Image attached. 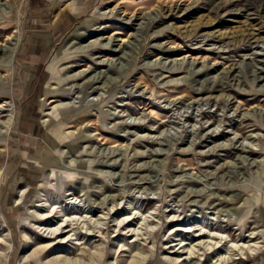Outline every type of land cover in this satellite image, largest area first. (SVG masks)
I'll return each mask as SVG.
<instances>
[{
    "label": "rangeland",
    "instance_id": "1",
    "mask_svg": "<svg viewBox=\"0 0 264 264\" xmlns=\"http://www.w3.org/2000/svg\"><path fill=\"white\" fill-rule=\"evenodd\" d=\"M2 237L0 264H264V0H0Z\"/></svg>",
    "mask_w": 264,
    "mask_h": 264
},
{
    "label": "bare ground",
    "instance_id": "2",
    "mask_svg": "<svg viewBox=\"0 0 264 264\" xmlns=\"http://www.w3.org/2000/svg\"><path fill=\"white\" fill-rule=\"evenodd\" d=\"M51 213L49 212V214L48 215H50ZM45 215V214H44ZM52 215V214H51ZM47 216V213H46V215H45V217ZM40 217H44V216H41L40 215ZM50 216H48L47 218H49ZM51 218V217H50ZM62 227V226H61ZM49 229V228H48ZM61 229V230H60ZM59 230L60 231H62L63 232V230H62V228H60ZM50 230V232H49V234H51V237L46 241L47 243L44 245V248H43V250H44V252H46V253H50V252H52L54 249H56L58 246H59V244L62 242V241H65L64 239L62 240V241H60V242H56V241H58L57 240V236L58 235H61V233L62 232H60L59 230H58V228L57 229H49ZM44 232V231H43ZM47 232H48V230H47ZM43 234V233H42ZM47 234V233H46ZM52 235H55L54 237H52ZM202 235V234H201ZM49 236V235H48ZM208 237H210V236H208ZM252 237V236H251ZM1 239H3V237L2 238H0V240ZM26 239V238H25ZM7 240V239H6ZM5 240V241H6ZM26 243V242H25ZM256 243H258V242H256ZM27 244H28V242L26 243V246H27ZM32 244V243H31ZM209 244V243H208ZM210 244H212V246H214L215 244L217 245L218 243L216 242V243H214V245H213V243L212 242H210ZM209 244V245H210ZM215 245V246H216ZM211 246V245H210ZM219 246V245H218ZM43 247V246H42ZM250 247H252V246H250ZM211 248V247H210ZM220 247H218V249H219ZM209 249V248H208ZM39 252V251H38ZM42 252V251H41ZM40 253V252H39ZM31 254H33V253H31ZM38 254V253H37ZM42 254V253H41ZM36 255V254H35ZM55 257V256H54ZM207 258V257H206ZM222 259V258H221ZM241 259V258H240ZM224 262H225V258H224ZM228 262H230V261H228ZM233 262H234V259H233ZM73 264V263H72Z\"/></svg>",
    "mask_w": 264,
    "mask_h": 264
}]
</instances>
